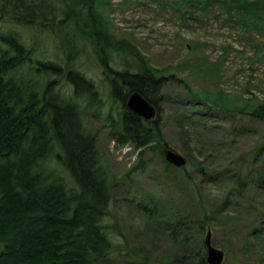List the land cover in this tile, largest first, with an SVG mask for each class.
I'll list each match as a JSON object with an SVG mask.
<instances>
[{
	"label": "trees",
	"instance_id": "obj_1",
	"mask_svg": "<svg viewBox=\"0 0 264 264\" xmlns=\"http://www.w3.org/2000/svg\"><path fill=\"white\" fill-rule=\"evenodd\" d=\"M184 1L199 2L203 7L221 5L231 20L264 30V0ZM98 2L0 0V264H100L118 252L131 256L128 247L115 240L109 223L115 178L99 150L98 133L89 129V117L102 119L119 146L131 145L138 152L131 172L145 169L148 162L143 160L149 154L161 157L164 172H180L187 181L189 199L167 223L160 220L167 212L164 215L157 202L139 201L136 207L158 220L157 226L176 251L178 264H209L204 233L213 207L204 197L196 172L213 175V171L194 157L195 149L188 144L192 135L185 126H206L208 113L264 122V99L240 103L224 89L201 93L189 87L190 94L182 100L205 105L207 113L174 111L188 164L181 168L172 165L164 157L169 143L164 121L170 111L164 104L175 98L165 86L171 79H183L165 75L131 42L119 45L109 30L110 21L98 10ZM21 26L41 31L74 28V35L90 40L105 75L111 108H107L110 100L104 98L99 85L75 62L78 51L71 39L64 37L57 44L55 60L40 58L38 41L26 42ZM112 50L129 52L122 61L123 69L114 65ZM134 91L157 106L155 118L145 119L128 107V97ZM200 118L204 122L197 121ZM234 129L238 133L252 130L245 124H236ZM249 154L253 157V151ZM256 159L249 158L240 171L234 167L228 171L226 179L240 195L252 184L264 185V177L256 175ZM224 174L218 171L216 176ZM250 204L243 202L241 206L246 208L237 211L220 205L216 210L225 212L230 226L244 214L253 215L256 206ZM254 214L250 231L241 239L247 256L243 263L264 264V212ZM224 250L229 261L233 252L229 247Z\"/></svg>",
	"mask_w": 264,
	"mask_h": 264
},
{
	"label": "rangeland",
	"instance_id": "obj_2",
	"mask_svg": "<svg viewBox=\"0 0 264 264\" xmlns=\"http://www.w3.org/2000/svg\"><path fill=\"white\" fill-rule=\"evenodd\" d=\"M97 6L103 17L110 21L109 30L119 40V45L131 42L165 75L174 74L183 79H171L165 86V91L175 100L164 104L170 109L164 130L169 144L187 156L179 138L180 128L174 111L207 113L205 105L182 100L190 94L189 87L201 93L224 89L233 101L240 103L248 99H264V30L258 31L231 20L225 7L217 4L203 7L199 2L192 4L184 0H99ZM19 28L26 42L38 41L40 58L55 60L57 44L64 37L71 39L78 51L75 62L99 85L104 98L110 100L107 108H111L105 75L90 40L85 41L81 34L74 35L76 30L69 27L44 31L27 26ZM127 54L129 56L125 50H112L114 65L123 69ZM64 56L68 59L67 53ZM208 114L206 126L201 123L196 128L185 126L192 135L188 144L195 149L194 157L203 165H210L212 168L209 169L213 171V175L196 172L204 197L213 207V217L208 222L211 226L207 225L204 239L211 229L213 244L223 250L229 247L233 252L230 260L225 259L223 264H247L243 263L247 256L241 239L250 231L251 218L257 215L254 213L258 210L264 212V185L259 188L252 184L245 195H240L236 189L232 190L226 176L232 167L240 171L249 158L255 160L257 157L256 175L264 177V162L261 161L264 159V122L220 113ZM197 121L204 122L202 118ZM88 122L89 129L98 133L99 150L115 178L109 223L116 235L115 240L126 245L131 252V256L118 252L100 264H178L176 251L164 230L157 226L158 220L143 215L136 204L139 201L157 202L164 208V215L167 212V216L160 220L167 223L169 216L175 215L189 199L187 181L180 172H164V163L157 154L144 158L143 161L148 162L145 169L131 172L138 162V152L131 145L119 146L102 119L89 117ZM236 124L251 126L252 130L238 133L234 129ZM252 151L253 157L249 154ZM231 162L233 165L226 167ZM218 171H225L224 178L216 176ZM243 202L256 206L253 215L244 214L230 227L226 224L225 212H217L216 206L237 211L246 208L241 206ZM235 203L236 208L231 207Z\"/></svg>",
	"mask_w": 264,
	"mask_h": 264
},
{
	"label": "water",
	"instance_id": "obj_3",
	"mask_svg": "<svg viewBox=\"0 0 264 264\" xmlns=\"http://www.w3.org/2000/svg\"><path fill=\"white\" fill-rule=\"evenodd\" d=\"M127 105L134 112L148 120L155 118L158 114L157 106L139 91H134L129 95ZM164 157L169 163L179 168L188 164V157L175 147L171 146L169 143L165 144ZM204 244L208 263L223 264L226 252L213 244L211 229L207 232Z\"/></svg>",
	"mask_w": 264,
	"mask_h": 264
}]
</instances>
